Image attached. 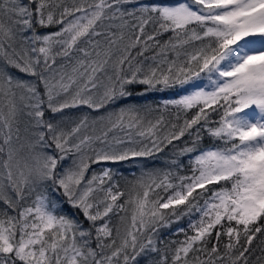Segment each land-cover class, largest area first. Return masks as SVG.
I'll list each match as a JSON object with an SVG mask.
<instances>
[{
	"label": "snow or ice",
	"instance_id": "1",
	"mask_svg": "<svg viewBox=\"0 0 264 264\" xmlns=\"http://www.w3.org/2000/svg\"><path fill=\"white\" fill-rule=\"evenodd\" d=\"M0 264H264V0H0Z\"/></svg>",
	"mask_w": 264,
	"mask_h": 264
},
{
	"label": "trees",
	"instance_id": "2",
	"mask_svg": "<svg viewBox=\"0 0 264 264\" xmlns=\"http://www.w3.org/2000/svg\"><path fill=\"white\" fill-rule=\"evenodd\" d=\"M160 95H167V93H164V94H160ZM77 111H79L78 109H73V111L72 112H77ZM85 111H91V110H87V109H85ZM181 223H185V221H181ZM174 239H183V236L182 235H180V236H178V237H174Z\"/></svg>",
	"mask_w": 264,
	"mask_h": 264
},
{
	"label": "rangeland",
	"instance_id": "3",
	"mask_svg": "<svg viewBox=\"0 0 264 264\" xmlns=\"http://www.w3.org/2000/svg\"><path fill=\"white\" fill-rule=\"evenodd\" d=\"M74 110H75V109H74ZM68 111H71V112H72V111H73V109H70V110H68ZM101 111H103V109H101Z\"/></svg>",
	"mask_w": 264,
	"mask_h": 264
}]
</instances>
